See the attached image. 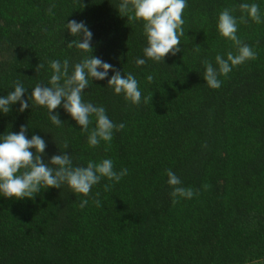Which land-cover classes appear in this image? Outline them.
Wrapping results in <instances>:
<instances>
[{"label": "trees", "instance_id": "1", "mask_svg": "<svg viewBox=\"0 0 264 264\" xmlns=\"http://www.w3.org/2000/svg\"><path fill=\"white\" fill-rule=\"evenodd\" d=\"M120 2L0 0V96L19 81L27 99L37 84L47 85L50 60L67 58L71 72L91 55L68 47L78 39L66 30L69 20L87 24L92 55L121 75L131 73L142 94L138 105L115 94L107 86L111 71L90 82L83 100L124 124L95 148L61 107L53 110L61 126L31 101L23 112L17 103L0 115V134L27 125V138H44L45 162L64 151L74 166L112 159L115 171L128 170L119 182L102 179L87 197L66 185L42 186L31 199L0 197V264H264V22L239 8L256 3L264 16V0H187L181 51L142 66L135 60L147 46L143 22L121 17ZM225 8L256 55L218 76L221 86L212 89L203 80L204 62L218 68L217 54H237L217 31ZM94 126L93 118L89 129ZM169 169L193 198L171 195ZM83 199L89 203L80 208Z\"/></svg>", "mask_w": 264, "mask_h": 264}, {"label": "clouds", "instance_id": "2", "mask_svg": "<svg viewBox=\"0 0 264 264\" xmlns=\"http://www.w3.org/2000/svg\"><path fill=\"white\" fill-rule=\"evenodd\" d=\"M186 6L187 0H121L118 7L119 15L127 17L129 21L143 22L147 46L143 49L144 58H136L137 66L145 65L146 59L164 62L166 55L175 56L181 51L180 37L184 35L182 13ZM239 8L255 23L264 22V16L261 15L256 3H241ZM48 11L52 14L51 8ZM239 20L246 22L244 15H241ZM237 23V17L230 9L225 8L218 15L217 31L222 37L233 42L237 47V54L228 52L226 58L217 54L215 63L218 68H214L210 62H204L203 80L212 89L221 86L218 76H227L233 67L246 60L255 59L256 54L252 48L238 38ZM65 27L71 36L78 37L71 40L68 47H75L91 55L71 65V72L67 58L63 61L50 60L48 67L51 75L47 85L37 84L27 99L22 98L27 94V89L21 82H15L12 91L0 96V115L8 114L11 107L17 103L18 111L23 112L30 108L31 101L32 104L47 109L53 125L61 126L64 121L60 119V113L53 111L61 107L82 132H87V144L95 148L101 141L110 142L114 131L123 129L124 124L114 123L103 106H96L83 100L82 93L90 82L105 80L111 71L113 74L107 79V86L111 87L115 94L123 93L124 98L134 105L141 103L142 94L137 79L131 73L121 75L113 65L92 55L93 33L84 21L69 20ZM43 67V64H38L36 69ZM93 118L95 126L89 129ZM27 129V125H22L18 132L0 134V197L31 199L39 193L42 186L60 189L64 185L73 193L87 197L92 187L99 184L102 179L119 182L128 174L126 168H121L119 172L115 171L112 159H103L98 163L88 161L86 166H74L71 154L64 151L51 156L45 162L42 158L46 154L47 146L44 138L39 135L27 138ZM65 149H68L67 143L64 144ZM166 175L167 183L173 189L171 193L173 197L193 198L195 194L193 190L182 187V181L172 170H167ZM109 187L110 185H104L105 191ZM96 196L98 197L99 193ZM93 202L97 207L100 206L98 198ZM88 203V199H83L79 207L84 208Z\"/></svg>", "mask_w": 264, "mask_h": 264}]
</instances>
